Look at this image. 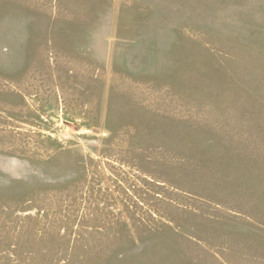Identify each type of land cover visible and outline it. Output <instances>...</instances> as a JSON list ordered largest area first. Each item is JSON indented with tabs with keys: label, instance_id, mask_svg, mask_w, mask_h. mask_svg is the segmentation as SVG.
<instances>
[{
	"label": "rangeland",
	"instance_id": "obj_1",
	"mask_svg": "<svg viewBox=\"0 0 264 264\" xmlns=\"http://www.w3.org/2000/svg\"><path fill=\"white\" fill-rule=\"evenodd\" d=\"M0 264H264V0H0Z\"/></svg>",
	"mask_w": 264,
	"mask_h": 264
}]
</instances>
